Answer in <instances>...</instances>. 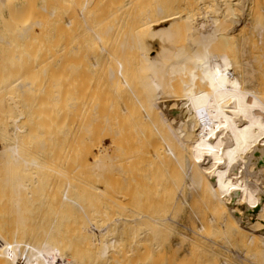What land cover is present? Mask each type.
<instances>
[{"label":"bare ground","instance_id":"1","mask_svg":"<svg viewBox=\"0 0 264 264\" xmlns=\"http://www.w3.org/2000/svg\"><path fill=\"white\" fill-rule=\"evenodd\" d=\"M28 1L0 0L8 263L264 264V76L232 41L254 0ZM154 169L181 219L142 214Z\"/></svg>","mask_w":264,"mask_h":264},{"label":"rangeland","instance_id":"2","mask_svg":"<svg viewBox=\"0 0 264 264\" xmlns=\"http://www.w3.org/2000/svg\"><path fill=\"white\" fill-rule=\"evenodd\" d=\"M31 1V0H30ZM30 1H28V4H29V2ZM33 2L35 1V0H32ZM145 1H148V0H145ZM152 1L153 0H151V2H150V0H149V2H145L146 3V5H147V7H149V5L151 6L152 5ZM157 1H159V0H157ZM156 0L155 1H153V5H155L154 4V2H157ZM36 4H35V2L33 3V5L35 4V6L34 7H32L35 11H36V13L34 12V10H32V12H34L33 14H34V16L36 15H38V12L39 13H41V11H39L40 10V6H41V0H36ZM149 3H151V4H149ZM235 3V4H234ZM254 4L252 5V7H251V11H250V14H249V22H250V24H249V26L247 27V26H243V29H242V26H240V25H238V27H237V29H236V34H234V38H233V42H234V44H233V46L235 45V44H238L239 45V48H244V49H240L239 51L240 52H237L238 50V48H237V46L238 45H236V47L234 48V51H235V58L238 60V61H240V62H242V63H248V61H249V63H251L253 66H254V68H255V70H256V72H255V75L258 77H262V76H264V55H262V54H264V35H263V39H260L259 38V35H258V33L256 32L257 30H254V29H256L255 27L256 26H258L257 24H261V26H263V29H264V0H254V2H253ZM30 4L32 5V2H30ZM232 4H233V6H234V10L236 11V14H235V11L234 12H232V17L234 18V19H236L237 17V20H243L244 18L243 17H245V13L242 11V9H241V7H240V2L239 1H237V0H232ZM236 4H237V6H236ZM31 5H29V11L31 12ZM239 5V6H238ZM238 7V8H237ZM238 9V10H237ZM238 11V12H237ZM256 11V12H255ZM31 12V13H32ZM255 12V13H254ZM243 13V14H242ZM32 15V14H31ZM38 17H39V15H38ZM242 17V18H241ZM220 22L219 23H222L223 25H225V26H227L228 28H230L231 26L228 24V23H226V21H225V18L224 17H221L220 16ZM259 24V25H260ZM252 27H251V26ZM241 28V29H240ZM237 30H239V31H237ZM242 30V31H241ZM247 30V31H246ZM245 31V32H244ZM241 32L243 33V34H241ZM245 36L247 37V36H249V37H247L246 39H248V40H244V42H243V39H245ZM240 40V41H239ZM263 40V41H262ZM248 41V42H247ZM232 42V43H233ZM236 42V43H235ZM241 42V43H240ZM245 43V46L243 45ZM247 44H248V46H247ZM244 46V47H243ZM255 46V47H254ZM243 50H246L245 52H243ZM250 52H249V51ZM249 53H248V52ZM239 53H241V54H239ZM253 53V54H252ZM237 55H239V56H237ZM247 55V56H246ZM246 56V57H245ZM245 58V59H244ZM244 59V60H243ZM260 77V78H261ZM105 143H107L106 141H105ZM0 147L2 148V146H1V144H0ZM154 170H158L157 171V173L155 174V176L158 178V181H156L157 180V178H155V176H154V178H155V181L153 180V182H152V184H150L151 186L154 184V186H153V188L152 187H148L147 189L145 188V192L147 191L148 192V195H150V193L152 192V190H153V192H152V194H153V196H154V193L156 192V190L158 191V192H160V193H158V194H156L155 193V199L158 197L159 198V196H160V194H161V201L163 200V206L160 204V203H162V202H160L159 203V201L158 202H155L156 204L158 203V205H156L155 203H152L153 205H151L150 204V202H152L153 200H154V197L153 196H151V198H149V201H150V199H151V201L150 202H148V199H147V195H146V193L145 192H142L141 190H139L140 188H136V190H137V192H139V191H141V193H145V197H143L141 200H139L138 199V201H139V203H138V201H137V199H136V197H139L140 196V194L138 193V194H133L134 192H135V190H134V192H133V190H132V194L134 195V198L132 197V195H131V197H132V199H134L133 200V202L136 200L137 202H135V203H130V204H132V208H133V205H134V209L133 210H131V215H130V217L132 216V215H134V217H140L142 214L143 215H149V216H151V215H153V214H155L154 216H152V217H158L157 215H159V214H161V216H162V214L164 213V214H166L165 212H167L169 215H171V214H174V213H178V219H181V214H182V210L179 208L178 210H177V206L174 204V202H172L173 200L172 199H170V194H168V191L167 190H165L166 188V183L164 182L167 178H166V176L163 174L164 173V171L162 172V170H159V169H154ZM85 171V173H84V175H89L88 173H90V172H87V169L86 170H84ZM161 171V172H160ZM87 172V173H86ZM153 172V171H152ZM156 172V171H155ZM136 173V172H135ZM154 173V172H153ZM83 173H81L80 174V180H82V179H84V181L86 180L85 178H86V176H85V178H84V176L82 175ZM157 174H158V176H157ZM78 175V176H77ZM136 175V174H135ZM76 176L78 177V179H79V174L77 173L76 174ZM81 176H82V178H81ZM90 176H93V175H91V173H90ZM90 176H89V179H92V178H94V177H91L90 178ZM162 176V177H161ZM163 176H165V177H163ZM88 177V176H87ZM88 180V179H87ZM161 180H162V182L165 184V187H164V185H162V186H159V187H162V188H159L158 187V185H161L160 183H161ZM162 183V184H163ZM157 186H156V185ZM149 185V186H150ZM155 187V188H154ZM157 187V188H156ZM164 187V188H163ZM142 189V188H141ZM156 189V190H155ZM139 190V191H138ZM161 190H162V192H163V195H165L166 196V200H164L163 198L165 197V196H163L162 197V192H161ZM165 192H164V191ZM144 191V190H143ZM155 191V192H154ZM90 192L92 193V192H94L93 190H90ZM94 193H96V192H94ZM136 193V192H135ZM164 193H166V194H164ZM93 194V193H92ZM130 194V193H129ZM135 195H139V196H136L135 197ZM142 195H144V194H142ZM92 196H94V195H91V197ZM152 197H153V200H152ZM94 197H92V199H93ZM145 198H146V200H147V202L149 203L147 206L144 204L145 202ZM157 198V199H158ZM89 199H91V198H88V200ZM91 199V200H92ZM132 199H131V201L129 200V202H132ZM90 200V201H91ZM94 200V199H93ZM92 200V201H93ZM98 200V199H97ZM89 201V203H91ZM95 201V200H94ZM94 201L92 202V203H94ZM98 201H100V199L98 200ZM97 201V202H98ZM103 201V200H102ZM140 201L141 202H143V204L144 205H142V207L140 206L141 204H140ZM88 202V201H87ZM96 202V201H95ZM129 202H125L126 203V205L129 207V208H131V205L129 204ZM129 205H128V204ZM95 204H98V203H95ZM99 204H103V205H105V202L103 203V202H100ZM135 204H136V206H135ZM150 205H151V207H150ZM161 205V206H160ZM143 209V213L142 214H139L138 215V213H141L142 211H141V209H140V207ZM149 206V207H148ZM153 206V207H152ZM135 207L136 208H139L138 210H139V212L138 213H136V211L135 210H137V209H135ZM146 207V208H145ZM154 207H157V209L156 208H154ZM159 207V208H158ZM164 209H163V208ZM174 209H173V208ZM117 209H116V211L113 209V211H115V212H119L120 211V209L118 208V207H116ZM128 208V209H129ZM154 208V209H153ZM127 209V211H129ZM152 209H153V211H152ZM158 210L159 212H154V210ZM171 209V210H170ZM173 209V210H172ZM176 209V210H175ZM148 210L149 211H152V212H149V214H146L147 212H148ZM124 211V210H123ZM126 211V213H127V215H129L128 214V212ZM133 211L135 212L134 214H133ZM141 211V212H140ZM172 211H173V213H172ZM122 212V211H121ZM125 212V211H124ZM154 212V213H153ZM163 212V213H162ZM170 212H171V214H170ZM123 214V213H122ZM124 215H126V214H124ZM159 217H160V215H159ZM173 231H175L174 229H173ZM172 231V232H173ZM163 232V234H161L162 235V237H163V235H164V237H168V236H166V235H168V234H166L164 231H162ZM169 233L171 232V231H168ZM167 232V233H168ZM171 232V233H172ZM175 232H177V231H175ZM166 234V235H165ZM160 235V234H159ZM170 235V234H169ZM177 236V237H176ZM160 238H161V236H159ZM158 237V239H157V242H159V243H162L161 241H159V240H166L167 242H169L168 241V238H162V239H160ZM175 237V238H174ZM169 239H171L170 241L173 243V242H177L178 241V234L177 233H172L170 236H169ZM176 239V240H175ZM162 240V241H163ZM166 241H165V243H166ZM164 243V242H163ZM0 251H2L3 252V248H0ZM5 251H7V249H5ZM5 251L3 252V253H1L0 252V264H24V258H26V257H28V256H30V253H28V254H25V255H23V256H21V255H19V258H18V261L17 262H14V263H8V260H7V256H6V254H4L5 253ZM180 254H181V257H180ZM183 255H184V252H180L179 253V256L178 257H180V258H178L177 257V262L176 263H180V261L179 260H181V259H183L184 260V258H183ZM203 255V257L205 258L206 256H208V259H209V257H210V254H202ZM202 255H201V253L199 254V256H201L202 257ZM204 255H206V256H204ZM9 256V255H8ZM200 258V257H199ZM212 258V257H211ZM179 259V260H178ZM202 259V258H201ZM183 260H181V261H183ZM207 261V259L205 258L204 259V261ZM206 261H205V263H206ZM183 262H185V260L183 261ZM207 264H208V262H207Z\"/></svg>","mask_w":264,"mask_h":264}]
</instances>
